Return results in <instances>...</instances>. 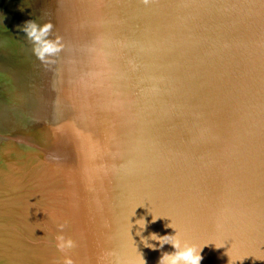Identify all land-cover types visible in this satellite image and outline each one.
<instances>
[{"label": "water", "instance_id": "water-1", "mask_svg": "<svg viewBox=\"0 0 264 264\" xmlns=\"http://www.w3.org/2000/svg\"><path fill=\"white\" fill-rule=\"evenodd\" d=\"M153 233L264 264V0H0V264H158Z\"/></svg>", "mask_w": 264, "mask_h": 264}, {"label": "clouds", "instance_id": "clouds-1", "mask_svg": "<svg viewBox=\"0 0 264 264\" xmlns=\"http://www.w3.org/2000/svg\"><path fill=\"white\" fill-rule=\"evenodd\" d=\"M52 27V25L45 24L40 28V34H37V26L35 23H30L28 29V35L33 37L35 41L40 42L42 35L46 34L47 31ZM58 48V45L49 41H44L43 52H55ZM153 219V218H152ZM136 222V221H135ZM63 227V225H61ZM152 239L158 241V244L148 243L146 240L144 244L149 248L161 247L165 243H170L174 251L172 252H163L159 258L158 264H201V261L204 259L201 254V249H197L196 246L188 243L186 240L177 234H165L157 235L156 233L152 234ZM74 241L70 237H65L63 233H60L56 237V247L61 251H66L74 246ZM64 264H74L72 257L66 255L64 257ZM141 264H146V261L142 257Z\"/></svg>", "mask_w": 264, "mask_h": 264}, {"label": "snow or ice", "instance_id": "snow-or-ice-1", "mask_svg": "<svg viewBox=\"0 0 264 264\" xmlns=\"http://www.w3.org/2000/svg\"><path fill=\"white\" fill-rule=\"evenodd\" d=\"M246 259V258H245Z\"/></svg>", "mask_w": 264, "mask_h": 264}]
</instances>
